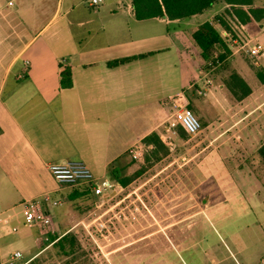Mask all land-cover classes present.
<instances>
[{"label": "crops", "instance_id": "obj_1", "mask_svg": "<svg viewBox=\"0 0 264 264\" xmlns=\"http://www.w3.org/2000/svg\"><path fill=\"white\" fill-rule=\"evenodd\" d=\"M52 7L51 0H0V9L17 15V21L11 24L16 31L27 26L21 44L18 41L8 51L0 48V56L9 57L0 79V223L16 206L22 213V202L27 199L44 193L53 198L67 197L70 188L54 180L49 163L82 160L99 178H109L107 169L111 165H127L128 173L140 160L137 157L142 150L150 149H145L143 138L151 132L159 138L164 133V122L172 111L165 103L169 96L183 93L189 103L202 90L207 94L209 86L212 93L213 68L203 69L208 64L203 65L201 50L192 36L200 23L209 21L230 49L225 59L228 63L220 70L221 89L226 88L233 98L226 95L224 103L227 100L225 105L235 104L243 112L238 111L237 116L223 114L227 128L209 131L210 137L221 139L207 146L219 145L227 153L222 155L221 165L205 167L210 184L219 187L207 200L244 202L239 217L247 221L239 228H227V235L221 236L219 243L206 246L202 255L194 253L189 259L182 257L176 243L172 245L166 239L170 240L169 232L176 226L178 230L192 227L190 219L198 215V210L188 211L184 217L181 211L170 213V223L152 228L130 225L113 232L108 229L113 240L79 242L76 246L80 255L55 260L56 264H264V163L258 153L264 142L259 96L264 82L257 76V71L264 75V58L256 63L238 46L232 47L238 40L237 33L260 34L263 26L256 30L262 24L260 20L243 24L230 18L231 9L224 1L188 17L140 20L134 15L132 0H104L97 7L89 6L87 0H58L55 13L62 11L66 33L46 35L44 30L55 15L51 14ZM47 11V22L36 28L37 20ZM6 19L3 21L8 23ZM238 51L243 52L245 63L232 71L231 60ZM132 55L137 56L115 66L107 64ZM65 67L71 71L70 87L60 84V72ZM233 73L243 81L241 89L234 87L237 95L228 86ZM136 147L141 151L134 156L131 149ZM131 159L134 162L130 164ZM234 186L238 189L230 190ZM73 228L71 223L53 224L59 235ZM36 230L39 240L46 238ZM17 231L18 227L15 231L11 228L0 235L3 256L8 254L3 250L9 238ZM156 233L165 237L167 244L163 242L162 248L145 242ZM50 245L52 242L47 241L40 247L39 243L37 247L28 246L27 251H35L28 257L15 249L22 256L7 264H34L38 254ZM150 247H157L156 253L148 255L145 251ZM88 249L92 253L84 252ZM167 249L171 251L169 258L163 253Z\"/></svg>", "mask_w": 264, "mask_h": 264}, {"label": "rangeland", "instance_id": "obj_2", "mask_svg": "<svg viewBox=\"0 0 264 264\" xmlns=\"http://www.w3.org/2000/svg\"><path fill=\"white\" fill-rule=\"evenodd\" d=\"M57 1L51 0L53 5L51 14L52 16L55 15L44 30L46 35H53L55 32L58 35L66 33L62 11L55 13ZM254 5L264 6V0H254ZM80 6L83 9L86 5L84 3ZM48 14L47 11L46 15L43 14L37 20L36 28L47 22ZM70 15H73V12L69 14V17ZM5 17L8 23L3 21ZM15 20L17 21V15L14 16L12 11L7 12V10L0 9V48L3 47L5 51L11 49L12 45L17 44L18 41L21 44L23 29L27 27L26 24L23 25L22 23L24 27L21 26L19 32L16 31V27L11 26L12 21ZM260 23L262 24L256 26V30L263 26L260 34L255 33L252 36L251 34H244L246 38L241 33H237L235 36H241L243 40H250L251 42L264 43V17L260 20ZM2 29L3 31H1ZM232 33L234 34V32ZM238 44V42H233L232 47L235 48ZM241 51L233 56L230 70L233 71L235 67L245 63ZM8 58L5 55L0 56V79L2 77L1 72H4L8 66ZM221 66L222 63L214 71L212 70L213 73H210L213 74L212 79H214L212 93L209 91L210 86L208 87L209 90L205 87L207 94L204 95L202 90V93L198 94V98L193 97L195 99L189 106L201 122V130L195 136L189 137L187 135L182 138L177 133L176 136L169 138L171 143L167 145L168 153L157 162L145 161L146 150H142V155L137 157L140 160L132 164L127 174L135 171L140 165L146 166L145 170L126 186H118L114 196L91 195L89 198L83 197L74 201L69 200L68 197H62L61 203L53 209V224L56 226V224L71 223L74 226L73 232L77 243H106L114 238V235L108 234V229L113 232L115 228L119 229V226L130 225L137 227L145 225L152 228L153 226L170 223L173 220L172 216H168L170 213L181 211L182 217H184L188 211L198 210L200 214L198 213L196 217L190 219L193 221L192 227L178 230V226H176L175 229H171L169 232L170 240L166 239V242H172V245L176 243V248L180 250L182 257L185 259L194 257V253L202 255V249H205L206 246L219 243L221 241L220 237L227 235L225 232L227 228L241 227L248 219L239 217L245 207L244 202L238 200L212 202L210 199L207 200V198H211L213 193H217L219 187L210 184L209 174H207L208 171L205 167H209L208 165H214V167L221 165L222 155L227 153L226 149L219 145L210 144L207 146L208 142L215 141L217 143L221 139L210 137L209 131H220L227 128L228 123L224 122L223 114L237 116L239 112H243L238 110L235 104L225 105L227 100L224 103L226 95L230 98L233 97L226 88L221 89L223 74L220 71ZM203 69L207 71L210 68ZM259 96L262 98L261 111L264 119V88H262ZM128 157L131 158L130 155ZM221 189L222 187L219 191ZM237 189L236 186L230 187L232 191ZM12 212L10 216H7L6 221L3 220L0 223V235L3 231H11L12 225L18 227V233L9 238V243L6 248L4 247L6 250H3V253L9 254L15 249H19L28 257L31 253H35V251H27L28 246L35 245L37 247L39 243L40 247L49 241V234H45V239L39 240L36 228L24 225L20 206H16ZM7 213L2 215L3 219ZM53 231V235H59L55 229ZM164 238L162 233H156L146 238L145 242L156 244L162 248V243L165 242ZM96 247L94 245V249ZM156 249L157 247H150L145 252L150 255L156 253ZM84 252L92 253V250L88 249ZM80 253L81 250H76L73 255L65 256L60 252L59 246L50 245L42 250L33 262L34 264H44V262L51 261L52 264H56L55 259L70 260L80 255ZM163 253L166 258H169L171 251L167 249Z\"/></svg>", "mask_w": 264, "mask_h": 264}, {"label": "trees", "instance_id": "obj_3", "mask_svg": "<svg viewBox=\"0 0 264 264\" xmlns=\"http://www.w3.org/2000/svg\"><path fill=\"white\" fill-rule=\"evenodd\" d=\"M217 1H224L229 6V9H231V12L229 13L230 18L243 24L253 20L259 21L264 17V6L253 5V0H132V6L135 17L140 20L159 16H166L169 19H176L200 13ZM224 24L226 25V23ZM192 36L201 50L200 56L203 60V65L208 64L210 55L213 53V51L217 52L218 60L220 63H222L220 70H222V68L227 65L228 62L225 59L230 49L227 43L221 37L219 31L211 22L204 21L200 23L197 29L193 32ZM136 56L137 55H132L112 59L107 61V64L109 66H115L135 58ZM218 66L219 65L215 66L212 70L214 71V69H216ZM204 67L207 68L209 65H205ZM257 76H259V79L264 82V75L261 74V72L257 71ZM228 80V86L230 87V90L237 95L234 87L241 89L240 83L243 81L236 73L230 74ZM60 84L62 87L71 86V71L68 67H65L60 72ZM242 94H244L243 91ZM190 105L191 102L189 99L188 107ZM177 133L182 138L187 136L180 125L177 126ZM143 142L145 145H152V147L145 153V161L151 160L152 162H157L168 153V147L161 141L159 135L155 132H151L146 135L143 138ZM258 153L264 163V142L258 149ZM133 162L134 160L131 159L129 163L131 164ZM126 166L111 165L107 169L108 177L116 181L122 187L126 186L129 182H131V180L142 174L146 168V166L140 165L135 171L127 174L125 173ZM67 197L71 201L83 197L89 198L91 197V192L86 186L72 187L69 189ZM76 240L77 239L73 230H69L60 235H51L48 242H52V245L55 244L56 246H59L60 252H62V254L65 256H69L73 255V253L77 250Z\"/></svg>", "mask_w": 264, "mask_h": 264}, {"label": "built area", "instance_id": "obj_4", "mask_svg": "<svg viewBox=\"0 0 264 264\" xmlns=\"http://www.w3.org/2000/svg\"><path fill=\"white\" fill-rule=\"evenodd\" d=\"M104 0H87L88 5L91 7H97ZM244 38L246 36L244 35ZM241 41V43H240ZM234 43L238 42V49L246 52L255 62L261 58H264V44L259 41L243 40L241 36H238V40H234ZM217 52H213L208 62L209 68L212 69L219 65ZM166 104L171 106V115L169 119L164 123V133L160 136L161 141L168 145L171 143L169 140L170 135H175L176 127L180 125L184 132L189 136H195L201 130V123L194 112L188 107V99L183 93H176L169 96L165 100ZM147 148H151L152 145H147ZM140 147L131 149V153L137 156L140 153ZM48 169L54 178L59 183L72 187H88L92 196H108L111 191H116L118 183L109 178H99L94 175L88 165L82 160H68L64 163H49ZM62 199L53 198L48 193H44L40 196L27 199L22 202V219L25 225L28 227L37 228L40 233L48 234L53 232V214L52 209L56 205L61 203ZM1 221V218H0ZM13 231L16 230V226L11 227ZM1 249V246H0ZM22 253L20 251H14L7 256H3L0 250V264L11 263L13 259L20 258Z\"/></svg>", "mask_w": 264, "mask_h": 264}, {"label": "flooded vegetation", "instance_id": "obj_5", "mask_svg": "<svg viewBox=\"0 0 264 264\" xmlns=\"http://www.w3.org/2000/svg\"><path fill=\"white\" fill-rule=\"evenodd\" d=\"M115 194H116V193H115ZM115 194L113 193L112 196H114Z\"/></svg>", "mask_w": 264, "mask_h": 264}]
</instances>
